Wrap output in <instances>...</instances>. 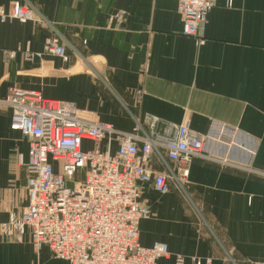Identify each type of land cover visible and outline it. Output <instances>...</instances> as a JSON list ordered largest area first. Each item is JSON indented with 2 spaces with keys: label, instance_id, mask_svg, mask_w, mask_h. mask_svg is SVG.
<instances>
[{
  "label": "crops",
  "instance_id": "1",
  "mask_svg": "<svg viewBox=\"0 0 264 264\" xmlns=\"http://www.w3.org/2000/svg\"><path fill=\"white\" fill-rule=\"evenodd\" d=\"M15 1L43 20L0 23V97L18 86L122 129L133 118H188L192 130L210 134L208 158L192 160L183 189L170 184L158 194L139 183L150 212L138 223V242H163L169 251L157 264L177 256L181 264L194 257L264 264V0H214L203 44L181 33L177 0H0V7ZM49 35L65 45L68 61L24 57L42 53ZM27 151L0 110V222L27 204L28 173L16 163ZM0 264L68 263L35 249L26 231L17 240L0 233Z\"/></svg>",
  "mask_w": 264,
  "mask_h": 264
},
{
  "label": "built area",
  "instance_id": "2",
  "mask_svg": "<svg viewBox=\"0 0 264 264\" xmlns=\"http://www.w3.org/2000/svg\"><path fill=\"white\" fill-rule=\"evenodd\" d=\"M213 6L214 0H177L181 33L203 44L204 22ZM39 20L30 3L0 7V23ZM23 55L68 60L65 45L54 35L45 38L42 53ZM0 110L10 113L11 126L28 141L27 161L21 154L16 159L28 173L27 204L1 225L5 238L28 231L35 249L45 246L68 264H157L169 255L163 242L148 247L138 242V223L150 212L141 202L139 183L150 184L158 194L168 193L170 184L183 189L192 160L208 158L204 146L210 134L192 130L188 118L179 123L133 118L126 130L72 102L18 86L0 97ZM175 261L181 264L182 258ZM191 262L211 264V259Z\"/></svg>",
  "mask_w": 264,
  "mask_h": 264
},
{
  "label": "rangeland",
  "instance_id": "3",
  "mask_svg": "<svg viewBox=\"0 0 264 264\" xmlns=\"http://www.w3.org/2000/svg\"><path fill=\"white\" fill-rule=\"evenodd\" d=\"M67 61H68V60H67ZM81 61H83V64L86 63L85 60H81ZM226 163H227V162H226ZM75 179H80V175L77 174V177H75ZM176 189H177V188H176ZM177 190H178V189H177ZM7 220H8V219H7ZM7 220H6V221H7ZM3 223H5V221H4V222H0V233H1V225H2ZM1 234H2V233H1ZM20 237H21V236H18V237H15V236H14V237H11L10 240H17V239L20 238ZM6 239H7V238H6ZM30 243L32 244L31 236H30ZM32 246H33V245H32ZM141 246H142V245H141ZM37 250H38V249H37ZM50 254H51V253H50ZM51 256H52V255H51ZM52 257H53V256H52ZM167 257H168V256H167ZM53 258H54V257H53ZM162 258H165V257H162ZM55 259H56V258H55ZM159 259H161V258H159ZM159 259H158V260H159Z\"/></svg>",
  "mask_w": 264,
  "mask_h": 264
}]
</instances>
